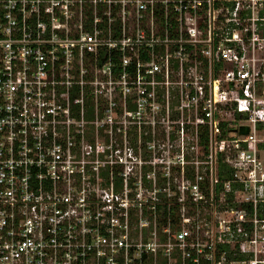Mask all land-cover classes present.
Here are the masks:
<instances>
[{
	"label": "built area",
	"instance_id": "obj_1",
	"mask_svg": "<svg viewBox=\"0 0 264 264\" xmlns=\"http://www.w3.org/2000/svg\"><path fill=\"white\" fill-rule=\"evenodd\" d=\"M263 154L264 0H0V264H264Z\"/></svg>",
	"mask_w": 264,
	"mask_h": 264
},
{
	"label": "rangeland",
	"instance_id": "obj_2",
	"mask_svg": "<svg viewBox=\"0 0 264 264\" xmlns=\"http://www.w3.org/2000/svg\"><path fill=\"white\" fill-rule=\"evenodd\" d=\"M157 144V151L155 154L150 153L149 151H147L146 149L141 151L142 154V158L143 161L146 162H154V158L156 160H158V165L159 166L157 168V174L159 176V179L164 178V170H163V166L165 164V162H177L178 158H176L178 156V146L176 143H173L172 148L170 149L169 153L167 151H163V144L165 143V138L162 134L161 131L158 132V137L154 140ZM138 146L140 147V144H138ZM262 159L264 162V154L262 155ZM149 164V163H148ZM150 165H146V167L143 169V174L147 173V171H149ZM175 175H177L174 172Z\"/></svg>",
	"mask_w": 264,
	"mask_h": 264
},
{
	"label": "water",
	"instance_id": "obj_3",
	"mask_svg": "<svg viewBox=\"0 0 264 264\" xmlns=\"http://www.w3.org/2000/svg\"><path fill=\"white\" fill-rule=\"evenodd\" d=\"M240 134L241 135H248L249 134V128L247 126L240 128Z\"/></svg>",
	"mask_w": 264,
	"mask_h": 264
},
{
	"label": "trees",
	"instance_id": "obj_4",
	"mask_svg": "<svg viewBox=\"0 0 264 264\" xmlns=\"http://www.w3.org/2000/svg\"><path fill=\"white\" fill-rule=\"evenodd\" d=\"M221 179H222V180H225V178H224L222 175H221Z\"/></svg>",
	"mask_w": 264,
	"mask_h": 264
}]
</instances>
